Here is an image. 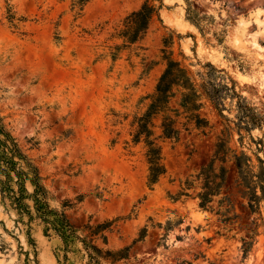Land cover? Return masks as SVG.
<instances>
[{"label": "rangeland", "instance_id": "obj_1", "mask_svg": "<svg viewBox=\"0 0 264 264\" xmlns=\"http://www.w3.org/2000/svg\"><path fill=\"white\" fill-rule=\"evenodd\" d=\"M145 1L156 13L125 43ZM144 116L164 166L153 184ZM0 118L51 208L108 225L93 242L115 260L101 264H264V0H0ZM44 229L0 194V264H90L80 241Z\"/></svg>", "mask_w": 264, "mask_h": 264}, {"label": "trees", "instance_id": "obj_2", "mask_svg": "<svg viewBox=\"0 0 264 264\" xmlns=\"http://www.w3.org/2000/svg\"><path fill=\"white\" fill-rule=\"evenodd\" d=\"M83 1V0H79ZM156 8L145 1L137 10L130 12L123 20L122 27L117 33L125 43L137 41L145 32ZM180 69L169 67L162 75L154 94L153 101H158L163 96L165 87L177 78ZM162 136L171 137L174 133L169 125H164ZM152 132L148 128V120L144 116L139 119L136 137L143 136L146 145V159L148 163L147 183L153 184L158 177L164 173V166L161 162V147L156 143L155 138L151 137ZM220 151H217L215 158L210 164L202 168L198 174L201 181V191L197 196L200 199L199 206L206 208L211 197L216 194L219 185L215 182L213 174V163L217 157H220ZM235 166L240 169L237 162ZM0 194L2 198H7L20 215L26 214L28 220L39 219L45 226V233L53 231L58 235L65 245L78 240L82 243L87 253L90 264H101L102 259L115 258L110 250H103L93 242V237L101 234L108 225L98 223L95 225L86 224L81 228L74 227L68 220L63 211H58L49 206L47 202V190L40 183L41 176L38 167L23 152L17 139L8 132L0 118ZM221 179V178H220ZM223 179V177H222ZM26 180L33 186L29 192L25 186ZM27 200L32 202L31 206ZM80 231V233L78 232ZM105 239V236H103Z\"/></svg>", "mask_w": 264, "mask_h": 264}, {"label": "bare ground", "instance_id": "obj_3", "mask_svg": "<svg viewBox=\"0 0 264 264\" xmlns=\"http://www.w3.org/2000/svg\"><path fill=\"white\" fill-rule=\"evenodd\" d=\"M237 41V40H236Z\"/></svg>", "mask_w": 264, "mask_h": 264}]
</instances>
